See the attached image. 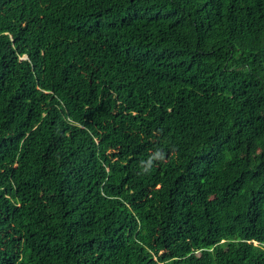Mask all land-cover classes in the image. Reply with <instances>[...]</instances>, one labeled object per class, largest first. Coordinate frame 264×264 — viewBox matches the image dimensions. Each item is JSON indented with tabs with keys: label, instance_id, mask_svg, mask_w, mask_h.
<instances>
[{
	"label": "trees",
	"instance_id": "trees-1",
	"mask_svg": "<svg viewBox=\"0 0 264 264\" xmlns=\"http://www.w3.org/2000/svg\"><path fill=\"white\" fill-rule=\"evenodd\" d=\"M0 264H264V0H0Z\"/></svg>",
	"mask_w": 264,
	"mask_h": 264
},
{
	"label": "rangeland",
	"instance_id": "rangeland-1",
	"mask_svg": "<svg viewBox=\"0 0 264 264\" xmlns=\"http://www.w3.org/2000/svg\"><path fill=\"white\" fill-rule=\"evenodd\" d=\"M246 244H251L252 246L255 245V243H252L251 241H245Z\"/></svg>",
	"mask_w": 264,
	"mask_h": 264
}]
</instances>
